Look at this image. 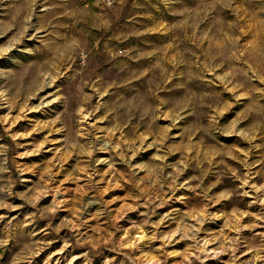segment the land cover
Instances as JSON below:
<instances>
[{
    "label": "rangeland",
    "instance_id": "1",
    "mask_svg": "<svg viewBox=\"0 0 264 264\" xmlns=\"http://www.w3.org/2000/svg\"><path fill=\"white\" fill-rule=\"evenodd\" d=\"M0 264H264V0H0Z\"/></svg>",
    "mask_w": 264,
    "mask_h": 264
}]
</instances>
